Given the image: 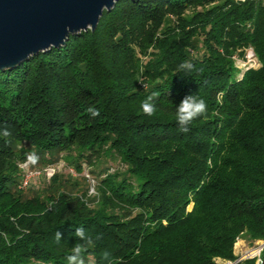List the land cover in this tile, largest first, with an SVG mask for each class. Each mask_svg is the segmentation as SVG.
<instances>
[{
    "label": "trees",
    "instance_id": "16d2710c",
    "mask_svg": "<svg viewBox=\"0 0 264 264\" xmlns=\"http://www.w3.org/2000/svg\"><path fill=\"white\" fill-rule=\"evenodd\" d=\"M250 48L260 66L240 78L234 57ZM190 94L207 113L184 132L175 106ZM56 152H76L79 171L107 158L126 170L93 200L25 198L21 165ZM76 228L93 239L86 264L105 251L114 264L235 263L239 240L264 242V0H121L94 31L0 69V264H67ZM236 264H264V247Z\"/></svg>",
    "mask_w": 264,
    "mask_h": 264
},
{
    "label": "water",
    "instance_id": "95a60500",
    "mask_svg": "<svg viewBox=\"0 0 264 264\" xmlns=\"http://www.w3.org/2000/svg\"><path fill=\"white\" fill-rule=\"evenodd\" d=\"M119 1L0 0V69H14L34 55L63 47L71 36L94 31L104 11Z\"/></svg>",
    "mask_w": 264,
    "mask_h": 264
},
{
    "label": "rangeland",
    "instance_id": "374dc122",
    "mask_svg": "<svg viewBox=\"0 0 264 264\" xmlns=\"http://www.w3.org/2000/svg\"><path fill=\"white\" fill-rule=\"evenodd\" d=\"M31 149L29 146L24 145ZM76 152L59 153L52 156H39L38 159L29 160L26 175L32 174L33 179L28 188L21 189L25 198L34 196L45 197L56 192L80 195L88 192L90 198H95L96 189L101 179L108 173L124 172L126 167L115 158H107L90 167L83 161L81 171L77 168ZM25 175V172H23ZM264 242L251 244L246 239L239 240L235 245V254L239 260L259 257ZM219 264H232L218 260Z\"/></svg>",
    "mask_w": 264,
    "mask_h": 264
},
{
    "label": "clouds",
    "instance_id": "9594fccd",
    "mask_svg": "<svg viewBox=\"0 0 264 264\" xmlns=\"http://www.w3.org/2000/svg\"><path fill=\"white\" fill-rule=\"evenodd\" d=\"M180 70L191 71L193 66L185 61L179 65ZM159 92H152L141 102V111L146 116H153L157 112L156 99L159 97ZM207 113V104L204 99L199 98L195 95H186L180 103L175 106V118L176 122L180 127L181 131L187 132L189 126L198 118L205 116ZM95 114V113H94ZM3 135H10V131L7 128L3 129ZM29 159L35 161V155H31ZM74 235L79 238L83 243L74 244L71 252L67 255V264H86L85 253L88 248L93 245V239L91 236L87 235L83 228H76ZM56 242L59 243L62 239V235L59 231L55 234ZM103 259L107 264H114L109 252L105 251L103 253Z\"/></svg>",
    "mask_w": 264,
    "mask_h": 264
},
{
    "label": "built area",
    "instance_id": "2783aa9c",
    "mask_svg": "<svg viewBox=\"0 0 264 264\" xmlns=\"http://www.w3.org/2000/svg\"><path fill=\"white\" fill-rule=\"evenodd\" d=\"M238 2H245L248 0H235ZM235 62H236V67L241 71V74L239 75L240 78H243V75L246 71H248L251 68H257L259 67V62L257 61L254 51L252 48L248 49L245 58H240L238 56L234 57ZM29 161L22 164L21 168H22V172H25V175L23 174L22 177V182L19 186L20 189H24V188H28L32 179H33V175L29 174L26 175L27 173V165H28Z\"/></svg>",
    "mask_w": 264,
    "mask_h": 264
}]
</instances>
